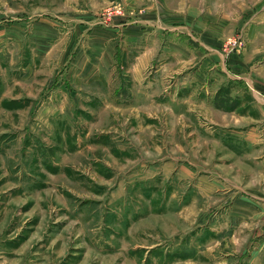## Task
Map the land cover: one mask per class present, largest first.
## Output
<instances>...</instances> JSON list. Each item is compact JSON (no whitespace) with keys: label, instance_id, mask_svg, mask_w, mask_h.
Here are the masks:
<instances>
[{"label":"rangeland","instance_id":"rangeland-1","mask_svg":"<svg viewBox=\"0 0 264 264\" xmlns=\"http://www.w3.org/2000/svg\"><path fill=\"white\" fill-rule=\"evenodd\" d=\"M0 264H264V0H0Z\"/></svg>","mask_w":264,"mask_h":264}]
</instances>
